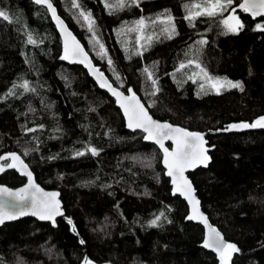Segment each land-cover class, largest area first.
Instances as JSON below:
<instances>
[{
    "label": "trees",
    "instance_id": "1",
    "mask_svg": "<svg viewBox=\"0 0 264 264\" xmlns=\"http://www.w3.org/2000/svg\"><path fill=\"white\" fill-rule=\"evenodd\" d=\"M52 1L94 63L156 118L207 131L264 114V28L257 27L264 15L236 8L239 0L191 23L190 10H202L191 6L205 0H126L124 8L106 6L117 0H75L80 8ZM0 10L12 21L0 18V155L18 151L39 183L60 190L65 209L56 226L34 217L0 226V264H219L174 193L158 147L126 127L114 98L82 65L62 58L48 9L0 0ZM81 11L91 13V30ZM232 12L243 25L235 32L223 23ZM207 77L239 81L243 91L217 92ZM207 145L206 166L189 172L202 208L239 249L229 264H264V129L209 134ZM24 182L13 169L0 175L12 187Z\"/></svg>",
    "mask_w": 264,
    "mask_h": 264
},
{
    "label": "snow or ice",
    "instance_id": "2",
    "mask_svg": "<svg viewBox=\"0 0 264 264\" xmlns=\"http://www.w3.org/2000/svg\"><path fill=\"white\" fill-rule=\"evenodd\" d=\"M139 0H131V4H138ZM37 4H45L48 9L51 10L53 17L56 18L57 23L61 25V31H66L63 26V21L56 16V9L50 3V0H35ZM233 3V0H205L204 5L201 4H193L191 9H202L192 11L190 10L189 15L186 17L189 22L193 20L196 16L207 15L214 16L218 12H223L226 10L227 6H230ZM107 7H119L124 8L126 6V0H117L116 5L106 4ZM73 7L80 8L79 3H76L75 0L73 2ZM186 8H189V5H185ZM245 12H251L253 16H261L264 15V0H244L243 3L239 5ZM80 15L84 20L88 21L89 29L91 30L92 25L94 24V20L91 18V13H84L81 11ZM0 18L4 21H9L10 17L8 13L4 10H0ZM169 23L172 21V17L169 15L167 17ZM235 21V23H232ZM18 22V21H17ZM145 23L144 18L136 21L137 25L143 26ZM223 23L227 26L229 31L235 32L238 31L239 28H242L243 25L240 23L239 19L232 15L225 19ZM258 28H264L262 25H257ZM167 32L169 38L175 33V26L171 25L169 28L164 29ZM70 35V34H67ZM74 39V38H73ZM149 40L151 37L148 38ZM28 42L35 44L36 41L29 34ZM199 43H206V41H200ZM101 47H103L101 45ZM72 55L76 56H84L87 58V54L83 52L82 48L78 43L72 49ZM63 59L69 58V48L67 44V40L65 41V55L62 57ZM83 62V61H81ZM109 64L112 61L109 59ZM185 65L182 63L180 68H184ZM203 71V70H202ZM98 70L94 71L96 74ZM149 77H151V73H148ZM207 76V74L205 73ZM102 74L98 77L100 79ZM117 79L119 77L117 76ZM209 81L212 82V87L218 92L223 87L228 88H239L243 91V85L241 82H232L226 79L207 77ZM153 85L156 84V81H152ZM17 87L13 85V88ZM25 90H28V82L24 81L23 85H21ZM101 87H107L110 91H112L113 95L117 96L119 99L128 101L127 103H122V107L124 108L125 114L128 116V127L133 128H143L148 132L147 139H155L157 143L163 147V139H173L176 144V148L173 152H169L168 149H164L165 152V160L164 163L168 167V175L173 177V184L176 185V191L180 192L182 195L186 196L189 202L193 205V212L199 215L201 219H203L204 223H207V218L203 217L201 213L198 212L197 205L199 204L198 200L194 198V190L191 188L190 182H188L184 176V170L187 167H194L197 163L204 164L206 166L209 157L206 156L207 149L204 148L203 135L201 133L189 132L186 129L176 127L174 128L171 124L168 123H159L157 121H153L152 118L148 115L147 110L144 108L142 104H140L139 100L135 96V93L132 94L131 97H124L123 93H120L115 88H112L111 84H108L106 78L102 79ZM201 89L204 88V85H200ZM34 91V89H33ZM130 91V90H129ZM156 91H159L157 88ZM14 94L12 89H9L7 95ZM155 92L153 93V95ZM248 127H262L264 128V117H260L252 124L242 123L239 125H231L229 128H248ZM29 131H33V129H29ZM93 155L98 154L97 149L90 148ZM76 155H83L82 152H77ZM11 159V163L0 164V172L7 168H16L20 166L22 169H26L27 165L23 164L20 156L16 153H8L6 156H0V160L7 161ZM29 177V184L25 188H21L15 192L6 188L0 187V197L7 196L12 197L16 201L6 202L3 199H0V224H3L5 220L16 219L18 215H27L31 214L34 216H38L41 220H53L55 215H62L59 211V202L56 200L58 193H47L40 189L37 185H35L32 181V175L30 172L26 173ZM164 213H160L159 216H156L152 219L149 224L151 226H156L161 216ZM189 219H194L196 216H189ZM70 222V221H69ZM74 230V229H73ZM83 243V241H81ZM204 246L208 248H214L216 252L219 253L220 260L222 264H229L231 255L234 252H238L239 249L235 244L225 243L223 241V237L220 233L215 229L209 226V238L204 241ZM85 264H92L91 261L85 260Z\"/></svg>",
    "mask_w": 264,
    "mask_h": 264
},
{
    "label": "water",
    "instance_id": "3",
    "mask_svg": "<svg viewBox=\"0 0 264 264\" xmlns=\"http://www.w3.org/2000/svg\"><path fill=\"white\" fill-rule=\"evenodd\" d=\"M33 1L35 2V0H33ZM243 2H244V0H240V2H239V4L237 5L236 8L242 9V8L239 7V5L241 3H243ZM50 3L56 9V16H58L59 19L61 21H63V26L66 29V31H61V25L57 23V20H56L55 17H53L51 10L48 9L45 4H38V5H41V6H44L45 8H47L48 11L50 12L51 16H52L53 22H54V24H55V26H56V28L58 30V33H59L60 38H61V41H62V45H63V56L65 55V41L67 40V44H68V48H69V58L68 59H65V60L68 63H70V64H79V65H82L88 71L89 75L94 79V81L97 83V85L100 88H102L103 90H105L106 92H108L114 98L117 106L122 111V114L124 116V120H125L126 127L129 130H131V131H142L144 133L145 140H147L148 142H150L152 144H155L158 147V149L161 151V153H162V164H163L164 169H165V174L170 179V182L172 184V188H173L174 193L180 195L186 201V203L188 205V217L189 216H194V215L196 216V218L190 219V220H192L193 222H196V223L201 224L203 226V228H204L203 246H204V241L209 238V226H211L212 228H215L220 233V235L223 237V241L225 243H230V241L228 239H226L224 233L215 224L212 223V221L210 220L208 214L203 210L202 205H201V199L199 198V196L197 194V190L195 188V185H194L191 177L189 176V172L193 171L197 167H199L201 165H204V164L197 163L196 166H194V167H187L184 170L183 176H184V178L188 182H190L191 188L194 190V193H193L194 198H195V200H198L199 201V204L197 205L198 212L201 213L203 215V217H206L207 218V223H204L203 219H201L199 217V215H197L196 213L193 212V205L189 202V200H188V198L186 196H184L180 192H177L176 191V185H174L173 182H172L173 181V177H171V176H169L167 174L168 173V167L164 163V160H165V152H164V149H168L169 152H173L175 150V148H176L175 141L173 139H163V147H161V145L159 143H157L155 139H147L146 138L148 136V132L145 131L143 128H136V127L130 128V127H128V116L125 114L124 108L121 106L122 103H127L128 101L121 100L117 96L113 95L112 91H110L109 88H107V87H101L102 79L106 78L107 83L108 84H111L112 88H115L120 93H123V96L124 97H131L132 94L135 93V92L126 93L121 88H119L116 85H114V83L105 74V72L98 65H96L94 63L91 54L87 51L86 47L81 42V40L74 34V32L68 26V24L65 21V19L58 13V10H57V8H56V6H55V4L53 3L52 0H50ZM248 13L251 14V12H248ZM67 34H70V35H67ZM76 43H78L79 46L82 48L83 52L87 54V58L86 59L82 55L81 56H76V55H72L71 54L72 53V49H73V47L75 46ZM81 61H83V62H81ZM95 70H98V72H96V74H94V71ZM100 74H102V77L100 79H98V77L100 76ZM135 96L139 100L140 104H142L144 106V108L147 110L148 115L152 118L153 121H157V122H159L161 124L168 123V124H171L174 128H176V127L183 128V129H186L189 132L201 133L203 135L204 141H206V143L204 144V148L207 149V152L205 153L207 157H209L208 145H207V135H209V134H215V133H219V132H232V131H245V130L264 129L262 127H254V128L253 127H248V128H231V129L229 128V126L234 125V124H236V125H239V124H242V123L252 124L256 120H258L260 117H264V114H262V115L256 117L253 121H239V122L229 123V124H227L226 128H223V129H217V130L210 129V130H207V131H191V130H189L187 128H184V127H182L180 125H177V124H174L172 122H169V121H166V120H161L159 118H156L148 110V107L145 105V103L143 102V100L141 99V97L137 93H135ZM8 153H16L18 156H20L21 160L23 161V164L24 165H27V168L26 169H22L20 166H18L16 168H7V167H5V170L2 171V172H0V175L3 172H5L6 170L13 169L20 176H23L25 178V182L23 184H21L20 186H17V187H12V186H9V185H7L5 183H0V187H6V188L12 190L13 192H15V191H17V190H19L21 188H25L29 184V177H28V175L26 173L27 172H30L31 175H32V181H33V183L35 185H37L40 189H42L44 192H47V193H58V196L56 197V200H58V202H59V206H60L59 207V211H60V213H62V215H64L65 214V209L63 207V201L61 199V192H60V190L55 189V188H47V187H44L41 183H39L38 180H37V178H36L35 172L32 170V168L30 167V165L26 162V160L24 159V157L18 151L4 152L0 156H6ZM6 163H11V159L9 158L7 161L0 160V164H6ZM0 199L5 200L6 202H13V203L16 202L14 200V198L7 197V196L0 197ZM62 215H55L54 216V222H53V220H47V219L41 220L38 216H34V215H31L29 213L27 215H18L16 219L5 220L4 223L11 222V221H15V220H18V219H21V218H24V217H34V218H36L39 221L50 222L53 226H56L57 225V219L60 216H62ZM3 224H0V226H2ZM205 248L207 250H210V251L214 252L215 255L217 256L218 260H219V264H222V262L220 260L219 253L216 252L214 250V248H208V247H205ZM85 260L82 261L80 264H85ZM87 260L88 261H91L92 264H105V263H98V262L93 261V260H90V259H87Z\"/></svg>",
    "mask_w": 264,
    "mask_h": 264
},
{
    "label": "rangeland",
    "instance_id": "4",
    "mask_svg": "<svg viewBox=\"0 0 264 264\" xmlns=\"http://www.w3.org/2000/svg\"><path fill=\"white\" fill-rule=\"evenodd\" d=\"M232 15H234L233 12H232L231 14H229L228 17H230V16H232ZM232 23H235V21H232ZM150 26H151V25H150ZM150 26H149V27H150Z\"/></svg>",
    "mask_w": 264,
    "mask_h": 264
},
{
    "label": "flooded vegetation",
    "instance_id": "5",
    "mask_svg": "<svg viewBox=\"0 0 264 264\" xmlns=\"http://www.w3.org/2000/svg\"><path fill=\"white\" fill-rule=\"evenodd\" d=\"M240 1V0H239Z\"/></svg>",
    "mask_w": 264,
    "mask_h": 264
}]
</instances>
